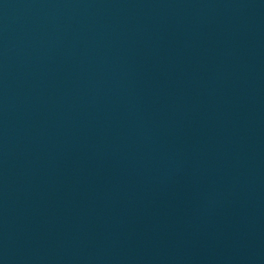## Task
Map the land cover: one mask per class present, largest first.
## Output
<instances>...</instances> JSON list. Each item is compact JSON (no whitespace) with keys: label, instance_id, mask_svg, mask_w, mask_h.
I'll return each mask as SVG.
<instances>
[{"label":"water","instance_id":"95a60500","mask_svg":"<svg viewBox=\"0 0 264 264\" xmlns=\"http://www.w3.org/2000/svg\"><path fill=\"white\" fill-rule=\"evenodd\" d=\"M0 264H264V0H0Z\"/></svg>","mask_w":264,"mask_h":264}]
</instances>
